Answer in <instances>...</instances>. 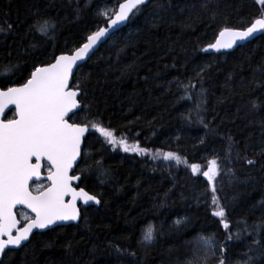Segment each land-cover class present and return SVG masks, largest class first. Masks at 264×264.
I'll return each instance as SVG.
<instances>
[{"label": "trees", "instance_id": "obj_1", "mask_svg": "<svg viewBox=\"0 0 264 264\" xmlns=\"http://www.w3.org/2000/svg\"><path fill=\"white\" fill-rule=\"evenodd\" d=\"M116 6L117 0H0V71L19 66L0 87L22 83L34 64L82 45L107 25L100 13ZM262 11L259 0L141 6L73 78L86 93L74 119L90 127L80 186L101 205L83 209L79 224L35 233L7 250L2 264H219L221 249L225 264H264V33L232 51H202L224 27L244 29ZM44 17L57 25L54 38L30 31ZM98 121L148 153L108 144L91 128ZM166 152L187 165L154 158ZM85 156L89 165L102 161V170L82 173ZM211 158L221 169L214 183L228 229L213 215L207 178L188 166L205 171ZM148 226L155 239L144 245ZM200 237L213 238L212 249Z\"/></svg>", "mask_w": 264, "mask_h": 264}, {"label": "snow or ice", "instance_id": "obj_2", "mask_svg": "<svg viewBox=\"0 0 264 264\" xmlns=\"http://www.w3.org/2000/svg\"><path fill=\"white\" fill-rule=\"evenodd\" d=\"M148 2L149 0H117L116 8L100 13L106 18L107 26H97L96 31L86 36V42L82 45L55 57L54 62L41 63L39 66L34 64L22 83L0 87V257L5 254L6 249L19 248L28 241L33 230L50 229L61 222L80 220L81 211L77 207V201H82L84 205L89 202L97 205L101 203L95 195H90L83 188L77 190L73 187L72 182L79 180L80 176L69 174L77 160L81 159L82 146L90 132L86 120L77 122L74 119L79 114L78 110H82L81 100L86 96V93L82 94L79 83H73L74 69L79 70L82 66L80 62L89 57V53L102 38H110L118 26L130 16H135L141 6H146ZM259 3L264 6V0H259ZM56 27L50 17H44L35 21L30 26V31L35 29L39 35L54 38ZM2 31L4 29L0 27V32ZM8 31H11V25L8 26ZM258 33H264V11L243 30L224 27L215 42L208 44L202 51L212 49L220 52L221 49H231L238 41H247ZM18 67L11 63L3 66L0 78L9 77L12 70ZM189 87L194 85L190 82ZM10 106H14V114L11 118H6L5 112ZM91 128L108 144L122 147L125 152H139L141 155L148 153L147 149L138 144L130 146L126 139L117 138L102 122L92 124ZM229 140L231 141L230 137ZM231 147L230 143L229 152ZM157 156L187 165V160L174 152L158 153L154 158ZM244 158L247 164L254 165L253 160ZM88 159L85 156L83 163L86 167L81 169L82 173L93 167L102 170V161H93L89 165ZM188 166L192 173L207 178L210 184V202L215 209L213 215L219 217L223 227L228 229L226 211L219 203L214 183L221 171L217 158L208 160L205 171H201L199 164ZM42 168H46L49 183L47 186L37 183L33 188V180L41 179ZM66 197H70V200L66 201ZM18 205L34 213L31 217L24 214L26 226L22 228L18 227L20 221L14 211ZM154 239L155 230L148 226L143 231L140 242L148 245ZM199 239L203 247L212 249L213 238ZM129 254L135 256L134 252ZM223 254L224 250L221 249L219 264H225Z\"/></svg>", "mask_w": 264, "mask_h": 264}, {"label": "water", "instance_id": "obj_3", "mask_svg": "<svg viewBox=\"0 0 264 264\" xmlns=\"http://www.w3.org/2000/svg\"><path fill=\"white\" fill-rule=\"evenodd\" d=\"M150 1V0H149ZM130 18V17H129ZM129 20V19H128ZM128 20L127 21H125L122 25H120V26H118V28L117 29H115L114 30V34H116L119 30H121L124 26H126L127 25V23H128ZM107 26V25H106ZM106 26H103V27H106ZM231 28V27H230ZM233 29H237V28H233ZM237 30H243V29H237ZM114 34H112V35H114ZM259 34H261V33H258V34H255L253 37H251V38H249V40H247V41H238L237 42V44L233 47V48H231V49H221V51L220 52H223V51H231V50H234V49H236L237 47H239V46H243V45H245V44H247L250 40H252L254 37H256L257 35H259ZM112 35H110V37L112 36ZM110 38H102V40L100 41V42H98L97 43V45H96V47L93 49V51L92 52H90L89 53V57L88 58H86L84 61H82V62H80V64L83 66L91 57H92V55L101 47V45L102 44H104V43H106L108 40H109ZM86 42V41H85ZM211 51H213V52H216L215 50H212V49H210ZM59 56V55H58ZM54 62V61H53ZM78 70H76V69H74V75L76 74V72H77ZM73 78H74V76H73ZM79 99V98H78ZM83 108V103L81 102V109ZM14 110V106H10V108L8 109V110H6V112H5V117L7 118V116H8V114L9 113H11V112H14L13 111ZM78 111H80V110H78ZM71 115V114H70ZM69 122H72L71 120L69 121ZM88 136V135H87ZM83 147H84V145L82 146V152H83ZM81 159H82V153H81ZM81 159H78L77 160V162H76V164L73 166V168H72V170L70 171V175H73V173L77 170V167H78V165H79V163H80V161H81ZM35 162V161H34ZM43 169L44 168H42L41 169V179L39 180V181H36V180H33V182L32 183H34V182H40V181H43V180H47V174H43ZM78 176H80V175H78ZM80 179H81V176H80ZM80 179L79 180H74L73 182H72V186L73 187H75V188H77V190H79L81 187L79 186L80 185ZM32 185V184H31ZM83 188V187H82ZM86 192H88L90 195H94V194H92V193H90L88 190H86L85 188H83ZM96 196V195H95ZM97 197V196H96ZM98 198V197H97ZM99 199V198H98ZM67 200H70V197H66V201ZM100 200V199H99ZM101 201V200H100ZM101 205V203L100 204H95L94 202H89V204L88 205H84L83 204V202L82 201H77V207H79L80 208V211L82 210L81 208H88L89 206H100ZM21 208H24L23 206H17L16 207V209H14V211L16 212V216H17V210L18 209H21ZM24 209H26V208H24ZM32 215H34V213H32L31 212V210L30 209H27ZM81 218H82V211H81ZM81 218H80V220H78V221H68V222H61L60 224H58V225H53V226H51V228L50 229H52V228H54V227H57V226H63V225H71V224H79L80 223V221H81ZM17 219H18V216H17ZM19 220V219H18ZM20 221V220H19ZM21 226V222L19 223V225H18V227H20ZM24 226H26V224L24 225ZM23 226V227H24ZM22 228V227H21ZM50 229H36V230H33V233H32V235L30 236V238H29V240L28 241H26L23 245H21L19 248H21L22 246H24L25 244H27L30 240H31V238H32V236L35 234V233H37V232H45V231H48V230H50ZM15 234V233H14ZM10 249H18V248H10ZM7 250H9V249H6L5 250V253H6V251ZM4 256V255H3ZM3 256L2 257H0V261L3 259Z\"/></svg>", "mask_w": 264, "mask_h": 264}, {"label": "flooded vegetation", "instance_id": "obj_4", "mask_svg": "<svg viewBox=\"0 0 264 264\" xmlns=\"http://www.w3.org/2000/svg\"><path fill=\"white\" fill-rule=\"evenodd\" d=\"M43 172H44L43 174H47L46 168H44V171H43ZM41 183H45V184H46L45 186H47L49 182L46 181V180H44V181L41 182ZM36 184H37V182L34 183V184L32 185V187H35ZM39 184H40V183H39ZM24 214H27L28 216L31 217V215H30L28 212H26L25 210H19V211H18V217H19V219H20V221H21V224H22L23 226H24V224L26 223V221H25V219H24Z\"/></svg>", "mask_w": 264, "mask_h": 264}, {"label": "bare ground", "instance_id": "obj_5", "mask_svg": "<svg viewBox=\"0 0 264 264\" xmlns=\"http://www.w3.org/2000/svg\"><path fill=\"white\" fill-rule=\"evenodd\" d=\"M151 1H152V0H150L149 2H151ZM149 2H148V3H149ZM130 18H131V16H130ZM130 18H129V20H130ZM129 20H128V22H129ZM124 27H125V26H124ZM112 36H113V35H112ZM112 36H111V37H112ZM111 37H110V38H111ZM217 38H218V37H217Z\"/></svg>", "mask_w": 264, "mask_h": 264}, {"label": "rangeland", "instance_id": "obj_6", "mask_svg": "<svg viewBox=\"0 0 264 264\" xmlns=\"http://www.w3.org/2000/svg\"><path fill=\"white\" fill-rule=\"evenodd\" d=\"M40 184H42V185H44V186L46 185L45 183H40ZM33 188H34V187H33Z\"/></svg>", "mask_w": 264, "mask_h": 264}]
</instances>
